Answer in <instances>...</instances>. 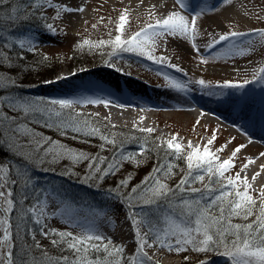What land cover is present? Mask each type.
Here are the masks:
<instances>
[{
	"label": "snow or ice",
	"instance_id": "1",
	"mask_svg": "<svg viewBox=\"0 0 264 264\" xmlns=\"http://www.w3.org/2000/svg\"><path fill=\"white\" fill-rule=\"evenodd\" d=\"M231 3L232 0H220L221 5ZM218 8L219 5L174 0L171 10L157 16L153 5L148 14L154 19V23H147L126 39L122 38L129 22L128 10L125 9L119 17L116 29L118 34L114 39L95 43L85 39L79 46H110L112 54L119 51L132 52L157 65L184 72L179 65L171 62L169 56L155 54L158 42H166L167 37L190 40L193 51L200 55L201 49L195 42L199 33L198 21ZM49 9L55 12L51 17L52 21L61 19L64 14L84 11L82 6L72 7L55 0H0V68L7 63L9 71H13L10 67V49L18 48L22 54L37 52L39 41L31 29L27 33L14 35L22 25L35 22L43 30L56 34L55 24L48 22ZM252 32L264 39V29H254ZM249 35L251 33L238 31L218 34L209 41L206 49L211 50L217 45L230 42L231 51L232 48H237V38ZM246 43L249 45L247 48L238 49L241 54L253 51L252 41ZM22 54H17V58L24 60L25 55ZM200 63L208 64L209 59L200 55ZM164 79L169 88L178 92L188 91L192 83L178 81L167 74H164ZM194 83L201 89L215 87L243 90L254 83L264 86V67H259L251 79L226 80L213 86L200 78ZM19 86L10 76L0 75V89ZM205 94L211 96L215 93L208 91ZM110 103L111 101L103 98L28 100L0 95V150L6 148L8 153L23 162L18 164L0 161V264H159L149 255L148 249H164L177 254L191 249L197 253H212L221 257L224 264H264V189L254 195L252 184L246 175L241 177L240 172L234 176L226 175L235 167V159L246 145L237 146L230 158L221 160L217 152H222L227 145L217 149V152L210 150L216 140L215 132L203 147L193 146L191 141L185 145L179 141L178 135L161 141L156 146L157 150H162L165 157L171 156L172 159L158 162L140 184L130 189L131 176L107 190L116 202L127 206L126 219L131 223L135 243V249L130 255L126 254L125 244L116 243L112 236L101 231L100 226L105 221L112 222L109 213L91 210L95 212L94 218L82 223L75 219V216L83 215L79 211L81 206L76 205L75 201L70 205L65 199H57L60 195L58 192L38 185V178L31 174L30 168L48 172L55 171L51 166L62 161H70L73 166L83 163L86 164V171L79 182L91 186V183L99 185L106 177L115 175L124 162L139 163L136 160L138 154L115 151L124 143L122 140L118 142L115 133L111 137L104 134L89 119L91 114L74 111L76 105L103 104L108 107ZM29 114L47 117L43 125L47 128H52L53 123H56L47 122L55 116L59 118L57 128L61 135H67L70 129L73 133L98 137L102 142L100 149L106 151V146L111 145L113 155H92L43 136L20 119L22 115L27 117ZM112 127L115 128V125ZM134 129L148 135L153 133L152 128L134 126ZM145 151L142 145L139 155H143ZM261 155L264 156V153ZM180 160L184 162L185 169L181 170L185 174L173 187L167 180L176 175L175 170L179 165L174 161ZM253 162L248 158L241 170L247 169ZM261 168L264 169V165ZM60 174L73 173L65 170ZM259 175V172L254 174L252 180L255 181ZM197 183L201 187L194 186ZM125 189L129 190L124 191ZM14 215L21 221L30 220L34 225L27 228V235L32 243L17 244V240L23 238L20 225H14L12 221ZM58 217H66L65 223L79 231L49 227L47 221ZM237 219L241 222H234ZM37 234L62 254L55 257L50 255L37 239ZM200 264H209V261L203 260Z\"/></svg>",
	"mask_w": 264,
	"mask_h": 264
},
{
	"label": "rangeland",
	"instance_id": "2",
	"mask_svg": "<svg viewBox=\"0 0 264 264\" xmlns=\"http://www.w3.org/2000/svg\"><path fill=\"white\" fill-rule=\"evenodd\" d=\"M72 7L84 8L83 12H73L63 15L61 19L52 21L51 17L55 15V12L51 9L48 10L47 15L49 17L48 22L54 23L57 32L52 34L51 32L43 30L37 23L31 31L37 35L38 48L35 54L30 53V57L27 61L22 63H28L30 70V77L35 81V88H31L26 92V96L31 100L38 98L44 99H61L52 96L51 94L42 92L43 89L54 86L51 83L55 82V76H61L66 71L72 69L77 70L81 67L98 66L100 62L111 65L124 66L125 69L130 70L131 74H143L149 78H155L158 82L166 81L164 74L172 77L181 82L191 81L189 88L201 89L199 85L194 83L195 80L203 78L211 85L215 86L218 82L226 80L242 81L243 79H251L252 74L258 70L259 67H264V39L258 34L253 33L254 29H264V0H232L231 4L221 5L220 1L216 3L219 5L218 10L209 12L206 16L198 21L199 33L196 39L197 46L201 49L202 56L209 59L208 64L200 63V55H197L192 47L190 40L181 39L179 37L172 38L167 37L166 42L161 40L158 42V48L155 51L156 55H167L171 58V62L179 65L184 72H177L174 69L157 65L152 61L147 60L132 52L119 51L116 54H112V48L110 46H102L100 48H90L88 46L80 47L83 40L88 39L92 42H98L99 40L114 39L117 35V26L119 24V17L125 9L128 10L129 22L125 26V30L122 34V38H128L135 32L149 22L154 23V19L149 17V10L151 6H155V12L157 16L166 14L174 7V0H61ZM217 1V0H214ZM59 3V0H55ZM212 3V2H211ZM210 6H216L214 5ZM95 25V27H93ZM229 31H238L251 33L247 37L237 38V48L229 50L230 42H225L221 45H217L211 50L206 49V45L218 34H224ZM26 33V32H25ZM211 34V35H210ZM246 41H252L253 51L251 53L241 54L238 49L247 48L249 45ZM28 55V54H22ZM44 57H47L45 60ZM102 58V60H100ZM103 58L105 60L103 61ZM22 64L26 67V64ZM34 64V65H33ZM33 65V66H32ZM21 68H18L20 70ZM23 69V68H22ZM56 70V75L48 76L50 72ZM133 72V73H132ZM184 73H187L185 75ZM40 83V86L37 85ZM32 85V86H34ZM51 85V86H49ZM156 86L150 87V90L154 93ZM218 90L223 92L225 89H217L215 87L211 89L203 90ZM191 90V89H190ZM234 97L243 99L246 96V101L253 100L255 104L264 106V86L260 84L247 85L243 90L232 91ZM137 96V94H134ZM76 100L88 99L82 96H75ZM74 98V97H72ZM248 98V99H247ZM261 100V103L259 102ZM104 105H76L74 111L82 112L85 114H91L89 119L96 123L101 128L104 134L110 135L116 134V138L119 141H123L121 148L116 149L117 152L136 153L138 154L136 162H124L122 167L115 175H110L100 182L99 185L91 183V186L80 183L86 171V164H78L73 166L70 161H62L59 164L52 165L51 167L55 171L48 172H32V175L37 177V182L45 189L55 190L60 195L57 199H65L71 205L75 201L76 205L81 206L79 211L83 212V215L75 216L76 220L86 223L92 220L95 216V212L91 210H102L109 213L112 222L105 221L100 227L101 231L105 235H110L114 241L118 244H125L119 239L115 238V235H119L120 232L125 231L132 237L130 244L126 245V254H131L135 249V243L133 238V231L130 221L126 219L127 206L121 205L116 202L114 197L110 196L107 191L110 188L116 187L117 183L131 176L129 183V189L141 183L146 176H148L154 167L158 165V162L172 159L171 156L165 157L162 150L158 151L156 146L161 141L171 139L173 135H178L179 141L187 145L188 141H191L193 146L202 145L205 140L211 139L213 133L216 134V140L210 146V150L217 152L216 145H220L225 141L229 135H226L220 131H211L207 125H203L196 118L190 120L185 116L174 115L173 118L166 112H160L156 114L154 120L158 124V121L164 119L166 122H161L156 127L151 124H145L141 120L130 122L129 119L117 120L113 115L107 113L103 108ZM174 111V109H172ZM68 112L69 110H64ZM176 111H178L176 109ZM171 112V111H169ZM98 114V115H97ZM33 116V115H32ZM42 116V115H41ZM25 123H28L35 131L41 133L43 136L51 137L54 140H59L61 143L67 145L76 150L85 151L92 155H101L105 157H111L113 155V146L107 145L108 150L102 151L100 144L102 143L98 137H88L83 133H73L69 129L67 135H61L58 131L57 123L58 119L53 116L49 123H53L52 128L44 127V123L47 117L42 116L43 121L39 123L32 122L30 124L27 119L20 118ZM35 121V117H34ZM199 121V123H197ZM171 122L174 126L178 125V128L167 126L166 124ZM115 125V128L112 127ZM135 128H152L153 133L148 135L140 133ZM164 133H162V132ZM189 131V133H187ZM225 131V130H224ZM201 132V137H197V134ZM226 132V131H225ZM166 133V135H165ZM77 137L73 139V137ZM235 140L227 145L224 149L226 153L232 152L237 144ZM236 144V145H235ZM146 149L143 155H139L141 146ZM206 145V144H205ZM223 145V146H224ZM202 147V146H201ZM226 153L217 152V155L221 160L225 159ZM247 151L245 147L238 153L235 159V167L230 173L226 175H235L238 170L242 169L243 158L246 157ZM12 161V160H9ZM249 164L248 171L240 172L241 177L245 175L248 177L249 182L252 184L254 190L253 194L259 193L261 190L256 189L252 177L257 172L260 173L258 178L263 175L264 169H259L257 172L258 159ZM14 162V161H12ZM179 165L176 175L167 180L170 186H175L179 179L185 174L181 169H185L184 162L174 161ZM70 170L72 175H61L60 173ZM253 171V172H252ZM253 173V174H252ZM105 185V186H104ZM105 187V188H102ZM201 187L200 184L194 185ZM129 189H125L127 191ZM66 217H58L56 219L47 221L49 227L58 228L61 230H73L79 231L65 223ZM234 222H241L240 220H234ZM122 225V226H121ZM37 239L41 242V237L37 234ZM150 256L158 261L159 264H200L201 261L207 260L209 264H224L223 258L214 254L207 253L205 256L201 253L192 251L191 249L179 254L175 252H168L164 249H148ZM187 257V259H185Z\"/></svg>",
	"mask_w": 264,
	"mask_h": 264
},
{
	"label": "bare ground",
	"instance_id": "3",
	"mask_svg": "<svg viewBox=\"0 0 264 264\" xmlns=\"http://www.w3.org/2000/svg\"><path fill=\"white\" fill-rule=\"evenodd\" d=\"M77 2H81V0H76ZM59 3H63L61 0H59ZM65 16V14H64ZM116 66V65H113ZM83 68V67H82ZM70 71H66L65 73H69ZM64 75V74H63ZM140 75V74H139ZM62 76V75H61ZM69 76V75H68ZM66 76V77H68ZM131 78L135 80H141V78L138 75H133ZM105 80V79H104ZM102 79L99 80V83H101ZM69 85L65 84V82H60V86L58 87V91H51L50 94H53L55 97H59L62 99L74 97L73 100H76L77 97L75 96H82V91H91L92 96L86 97L88 99H97V98H103L106 100L111 101L108 107H103L107 113H110L111 115L114 116L115 119L121 120V119H129L130 122H135L136 120H141L145 124H151L154 125L153 127L159 126L158 124L163 122H166L164 119H161L158 121V124L156 123L155 117H156V112L153 113L152 111L147 110L146 108H171L172 105L168 103H163L162 100H153L150 98H137L132 95V90L129 89L127 90V94L131 95L129 97H121L118 95L113 94V92L110 90L113 88L112 86H109V84H105L102 86H99L97 82H93L88 79L84 80H72L68 83ZM51 86V85H49ZM51 88V87H49ZM105 88L106 90L102 89ZM138 88H142L138 86ZM45 91L48 90V88L44 89ZM139 93L141 91L138 90ZM145 93H148L147 91H144ZM120 105H124V107H120ZM198 106L200 107L201 111H196L194 110V107ZM181 109H174L171 112L167 110V114H170V116L178 115V116H185L189 120L193 117L196 118L197 120L200 121L201 124L204 126L207 125L208 128L211 129V131H220L226 135H229L232 140H237V137L234 133H231L230 131L232 130L230 128L231 122L229 120L224 121H218L216 119H213L210 115H207L205 111H209V107L206 105H202L200 102L194 101V100H188V101H182L179 106ZM212 112V111H211ZM160 113V112H159ZM203 113V115H202ZM156 125V126H155ZM167 126L171 125L172 127L178 128V125H173L171 122H168L166 124ZM206 127V126H205ZM226 132H225V131ZM233 131V130H232ZM241 131V130H240ZM249 133L250 136L256 137L257 134L253 132L250 129L245 130ZM162 132V131H161ZM164 133V132H162ZM189 133V131H187ZM166 135V133H165ZM201 132L197 134V137H201ZM229 138V137H228ZM228 138L223 141L220 145H216L215 149H220L224 144L227 143ZM179 139V138H178ZM180 140V139H179ZM208 140H205L203 144L201 145L202 147L207 144ZM241 145H246L245 149L247 151L246 154V159L251 158L253 159H258V165H257V170L262 169L261 166L264 165V156L261 154L264 153V145L256 142H251V141H240ZM215 145V144H212ZM227 150L224 149L221 153H226ZM232 152L226 153L227 156L225 159L230 158ZM224 160V159H223ZM253 172V171H252ZM253 174V173H252ZM254 185L256 186V189L262 190L264 189V176L262 175L260 179L257 177L256 180L254 181ZM122 226V225H121ZM116 238L122 241L125 244H130L131 241L133 240L131 236H129L125 231L120 232L119 235H116Z\"/></svg>",
	"mask_w": 264,
	"mask_h": 264
},
{
	"label": "trees",
	"instance_id": "4",
	"mask_svg": "<svg viewBox=\"0 0 264 264\" xmlns=\"http://www.w3.org/2000/svg\"><path fill=\"white\" fill-rule=\"evenodd\" d=\"M35 25H37L35 22H33L31 24L22 25L19 29L16 30L14 35H19V34H21V32L23 30L30 29V28L34 27ZM0 43H2V41H0ZM9 52L11 53V61H12L10 67H11V69H13V71H9V65L7 63H5L3 65V67L0 68V75H4L6 77L10 76L12 79L16 80L20 86L15 87V88L10 87L8 89H0V95H12V96H18L21 98H26L28 100H31L29 96L28 97L26 96V89L28 87H32V85H34L35 81L33 80L32 77H30V70L26 69V68H31V67H29V64L23 62L24 64H26V67L25 66L23 67V65H22L23 64L22 61L26 62L27 58L30 57L31 54L27 53L28 55H25L24 60H20L17 58V54H22V53H20V50L18 48L10 49ZM100 60H102V58ZM104 60H105V58H103V61ZM18 68H21V69L18 70ZM54 74L56 75V70L50 72L48 76H52ZM21 117H23V119L26 118L27 122H29L30 124H32V122L37 123L36 121H40V122H41V120L43 121L42 116L40 114H36L33 116H32V114H29L27 117H24L22 115ZM34 117H35V121H34ZM9 160L14 161L13 163H18V164L23 163L22 161H19L16 157L12 156L11 153H8L6 148L0 150V161H9ZM29 170H30L31 174H32V172H36V173L42 172V171H36L34 169H31V168ZM38 185L40 187H42L41 184L38 183ZM102 188H105V187L102 186ZM17 199L19 200V195H17ZM26 206L27 205H25V207ZM12 221H13L14 225L19 224L21 229H22L21 237L23 239H18L17 244L22 245L25 242H27L29 244L32 243L30 237L27 235V228L34 227L32 222L30 220L21 221L18 218V216H15V215L12 217ZM41 238H42L41 244H43L45 246V248H47L50 255L55 257V256L62 254V253H60V251L58 249L53 248L50 245L48 240H45L43 237H41ZM17 251H19V249H17ZM63 254H67V253H63ZM36 255H39V253H36Z\"/></svg>",
	"mask_w": 264,
	"mask_h": 264
}]
</instances>
